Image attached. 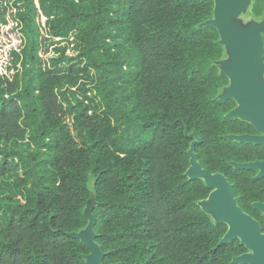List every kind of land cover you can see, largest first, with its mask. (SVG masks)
<instances>
[{
	"label": "trees",
	"instance_id": "trees-1",
	"mask_svg": "<svg viewBox=\"0 0 264 264\" xmlns=\"http://www.w3.org/2000/svg\"><path fill=\"white\" fill-rule=\"evenodd\" d=\"M215 0H0V264H233L249 251L201 203L192 144L239 206L264 215V145L228 119ZM248 15L264 20V0Z\"/></svg>",
	"mask_w": 264,
	"mask_h": 264
},
{
	"label": "water",
	"instance_id": "water-1",
	"mask_svg": "<svg viewBox=\"0 0 264 264\" xmlns=\"http://www.w3.org/2000/svg\"><path fill=\"white\" fill-rule=\"evenodd\" d=\"M253 0H215L214 19L206 25L215 27L221 37V44L227 50L235 52L233 63L223 60L221 75L227 76L230 85L219 100L236 101L238 107L227 115L228 119H241L250 122L261 135H231L232 141L264 145V20L248 28L238 27L234 20L246 12ZM197 140L192 144L189 155L191 168L187 176L191 179H203L213 192L208 200L201 203L202 209L214 214L217 224H227L229 232L219 244L227 245L240 240L249 251L233 260V264H264V232L261 223L248 215L238 205L234 187L222 174H213L199 163L196 153ZM238 170H257V180L264 178V161L255 163H233ZM253 207L264 214V203H255ZM96 219L77 237L87 246L91 254L87 264H103L105 254L95 242L94 228Z\"/></svg>",
	"mask_w": 264,
	"mask_h": 264
},
{
	"label": "rangeland",
	"instance_id": "rangeland-1",
	"mask_svg": "<svg viewBox=\"0 0 264 264\" xmlns=\"http://www.w3.org/2000/svg\"><path fill=\"white\" fill-rule=\"evenodd\" d=\"M252 5V2L249 4L247 10L245 13H243L239 18L235 19L234 22L235 24L238 26V27H241V28H248L250 25L256 23L257 21H255L253 18H251L249 15H248V11L250 9ZM234 56H235V52L234 51H231V50H228V56L227 58L225 59L228 63H233L234 61ZM219 68L220 69H224V65L223 63L221 62L220 64H218ZM261 135V134H260Z\"/></svg>",
	"mask_w": 264,
	"mask_h": 264
},
{
	"label": "flooded vegetation",
	"instance_id": "flooded-vegetation-1",
	"mask_svg": "<svg viewBox=\"0 0 264 264\" xmlns=\"http://www.w3.org/2000/svg\"><path fill=\"white\" fill-rule=\"evenodd\" d=\"M260 135V134H259ZM198 155V154H197ZM199 157V156H198ZM199 163H200V161H199ZM201 164V163H200ZM202 165V164H201ZM192 166V165H191ZM203 166V165H202ZM191 168V167H190ZM204 168V167H203ZM204 169H206V168H204ZM190 170V169H189ZM188 170V171H189ZM208 170H210V169H208ZM211 171V170H210ZM188 173V172H187ZM213 173V172H212ZM214 174V173H213ZM260 174V173H259ZM223 175V174H222ZM225 176V175H224ZM257 178V177H256ZM255 178V179H256ZM228 179V178H227ZM201 180H203V179H201ZM205 181V180H204ZM229 181V180H228ZM230 182V181H229ZM233 185V184H232ZM233 187H234V185H233ZM212 192H213V190H212ZM234 192H235V190H234ZM211 195V194H210ZM236 197V196H235ZM237 198V197H236ZM238 199V205H239V198H237ZM208 200V199H207ZM206 201V200H205ZM210 215H212V217L214 218V220L217 222V220H216V218H215V215L214 214H210ZM264 215V214H263Z\"/></svg>",
	"mask_w": 264,
	"mask_h": 264
}]
</instances>
